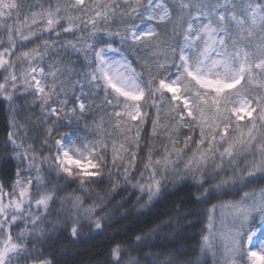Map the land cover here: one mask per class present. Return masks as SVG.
Here are the masks:
<instances>
[{
  "label": "snow or ice",
  "instance_id": "1",
  "mask_svg": "<svg viewBox=\"0 0 264 264\" xmlns=\"http://www.w3.org/2000/svg\"><path fill=\"white\" fill-rule=\"evenodd\" d=\"M0 106V264L185 187L103 264H264V0H0Z\"/></svg>",
  "mask_w": 264,
  "mask_h": 264
},
{
  "label": "trees",
  "instance_id": "2",
  "mask_svg": "<svg viewBox=\"0 0 264 264\" xmlns=\"http://www.w3.org/2000/svg\"><path fill=\"white\" fill-rule=\"evenodd\" d=\"M37 109V114H38ZM8 114L6 106H0V143L7 137L9 131ZM14 171L13 164H0V175L10 173ZM251 190V189H249ZM191 195V188L185 187L180 191L169 190L166 193L165 198L153 209V215L145 217L143 220H138L135 216L130 217L127 220H120L117 224H114L112 229L105 232L102 235H91L88 229H84L83 234L79 238V241L75 245L65 246L63 243L53 249L52 254L57 255L63 253L64 257L58 255V259H62V264H103V260L106 258V254L109 251V246L114 241H121L124 238L134 239L136 235L140 234V230L144 228V223L150 220L151 223L148 227H152L159 223L160 220L166 219V214L171 210L173 203L179 200H188ZM231 197H225L224 199H230ZM135 200V197H132ZM217 200H213V203H217ZM208 205L207 207H210ZM191 208V205H188ZM193 223L186 228L187 238L180 243L186 244L188 248L195 249L192 252L191 257L193 260L200 257L199 253V241L201 237L202 223H196V217H190ZM146 230V229H145ZM147 251V250H146ZM201 264H212L209 255L205 256Z\"/></svg>",
  "mask_w": 264,
  "mask_h": 264
},
{
  "label": "rangeland",
  "instance_id": "3",
  "mask_svg": "<svg viewBox=\"0 0 264 264\" xmlns=\"http://www.w3.org/2000/svg\"><path fill=\"white\" fill-rule=\"evenodd\" d=\"M200 239H201V237H200ZM209 258H210V260L212 261V258H211V256L209 255Z\"/></svg>",
  "mask_w": 264,
  "mask_h": 264
}]
</instances>
